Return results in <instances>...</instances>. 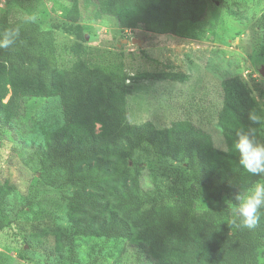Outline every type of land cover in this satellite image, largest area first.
I'll list each match as a JSON object with an SVG mask.
<instances>
[{
    "label": "trees",
    "instance_id": "obj_1",
    "mask_svg": "<svg viewBox=\"0 0 264 264\" xmlns=\"http://www.w3.org/2000/svg\"><path fill=\"white\" fill-rule=\"evenodd\" d=\"M216 1L95 0L98 13L113 15L120 24L138 12L147 33L192 40L204 38L197 27ZM258 20L264 31V10ZM80 37L86 40L85 34ZM4 40L10 43L0 47V121L9 125L21 117L25 100L32 98H58L64 118L46 134L38 160L43 186L71 190L63 195L68 224L63 227L54 217L42 229L35 226L26 245L54 235L57 248H67L73 262L77 247L95 251L104 242L114 247L128 242L151 264H263L264 209L254 229L243 228L239 216L231 219L229 210L237 207V196L264 183V175L243 169L234 146L243 132L264 144V115L248 81L232 77L222 84L217 118L226 150H220L190 119L162 129L152 121L131 123L123 56L112 64L92 62L82 44L59 46L52 29L7 12L0 17ZM162 77L189 79L173 71ZM249 113L261 122L249 121ZM136 152L158 165L170 162L181 182L154 183L144 191ZM14 191V184H0V231L13 225L5 205ZM201 201L223 206L202 209Z\"/></svg>",
    "mask_w": 264,
    "mask_h": 264
},
{
    "label": "rangeland",
    "instance_id": "obj_2",
    "mask_svg": "<svg viewBox=\"0 0 264 264\" xmlns=\"http://www.w3.org/2000/svg\"><path fill=\"white\" fill-rule=\"evenodd\" d=\"M74 3L0 0V17L6 12L15 17L30 16L44 29L55 32L59 46L82 44L88 48L92 62L112 64L123 56L133 124L152 121L162 129L174 121L190 119L212 135L216 148L226 150L217 112L225 94L222 84L232 77L249 82L264 115V76L260 74L264 67V31L258 20L264 0L214 2L197 27L198 32H204L202 40L147 33L138 21V12L120 24L115 16L98 13L95 0ZM81 34H85V41ZM169 71L187 74L189 79L180 82L162 77ZM63 124L58 98L26 99L21 117L9 125L0 121V184L15 186L5 205L13 225L0 231V264H151L128 242L116 247L113 242H104L95 251L77 247L76 262L67 248H57L54 235L37 238L31 246L25 244L35 226L42 229L54 217L59 225L68 224L63 195L71 194V190L43 186L38 160L46 134ZM261 135L264 143V128ZM135 157L142 168L144 191H151L154 183L168 187L181 182L170 162L158 165L140 152ZM221 206L214 201L199 203L202 209ZM236 208L229 207L231 219L238 216ZM262 257L264 264V250Z\"/></svg>",
    "mask_w": 264,
    "mask_h": 264
},
{
    "label": "clouds",
    "instance_id": "obj_3",
    "mask_svg": "<svg viewBox=\"0 0 264 264\" xmlns=\"http://www.w3.org/2000/svg\"><path fill=\"white\" fill-rule=\"evenodd\" d=\"M10 41H0V47H7ZM249 121L253 124L261 121L255 113H249ZM235 149L240 154V165L247 173L264 175V144L258 143L252 135L243 132L235 142ZM239 201L236 211L243 228L254 229L258 221V213L264 209V183H256L244 196H237Z\"/></svg>",
    "mask_w": 264,
    "mask_h": 264
},
{
    "label": "water",
    "instance_id": "obj_4",
    "mask_svg": "<svg viewBox=\"0 0 264 264\" xmlns=\"http://www.w3.org/2000/svg\"><path fill=\"white\" fill-rule=\"evenodd\" d=\"M134 43H136V40H133ZM261 76H264V67L260 71Z\"/></svg>",
    "mask_w": 264,
    "mask_h": 264
},
{
    "label": "crops",
    "instance_id": "obj_5",
    "mask_svg": "<svg viewBox=\"0 0 264 264\" xmlns=\"http://www.w3.org/2000/svg\"><path fill=\"white\" fill-rule=\"evenodd\" d=\"M139 42L141 43L142 41L139 40Z\"/></svg>",
    "mask_w": 264,
    "mask_h": 264
}]
</instances>
